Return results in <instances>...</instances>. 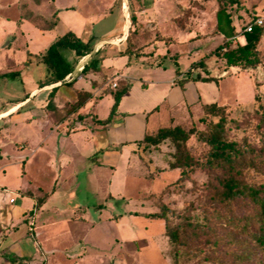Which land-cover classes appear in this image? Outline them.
I'll return each mask as SVG.
<instances>
[{
    "label": "rangeland",
    "instance_id": "1",
    "mask_svg": "<svg viewBox=\"0 0 264 264\" xmlns=\"http://www.w3.org/2000/svg\"><path fill=\"white\" fill-rule=\"evenodd\" d=\"M237 4V6L231 5L226 1L223 3L235 31V39L231 41L232 47L242 43V40L236 38H243L245 25L255 17H264V0H238ZM150 5H154L155 20L151 21L152 12L147 17L141 13L134 15L138 7ZM217 6L215 0H0V44L23 45L16 26L18 16L28 18L38 27L47 21L55 22V28L49 34L53 38L71 31L82 42L92 40V43H95L108 42L114 36L121 35L118 38L121 42H116L122 44L120 53L128 47L130 55L144 57L142 61L146 63L145 65L153 63L154 59L140 53H154L156 47L163 48V45L169 46L172 42L176 45L170 48V54L177 55V67L183 76L186 77L185 73L189 66L201 62L203 66L194 68L191 72L192 76L198 74L207 76L204 74L205 67H210L214 69V75L223 77L215 76V80L220 82L222 93L218 104L226 105L230 119L240 120L244 113H252L258 105L264 107V33L256 46L260 57L258 66L251 69L226 67L222 60L210 54L222 43L221 35L213 34ZM132 15L135 18L134 22L131 21ZM176 17L181 19L180 22L185 23L184 27L188 32L177 28L173 22ZM35 41L37 44L31 46L34 52L41 50L43 43L40 38ZM105 47V52L94 57L98 64L101 61L99 56L106 52L119 55L116 49L108 48L107 45ZM60 54L73 73L76 68L73 53L62 50ZM173 62L169 61L168 57L162 59L158 73L167 77L173 74L176 69ZM121 65L122 62L117 60L105 66L118 68ZM35 67L32 75L34 80H40L42 84L49 83L51 77L46 67L41 62ZM98 67L97 72L100 71V65ZM14 71L12 77L0 81V109L10 107L15 100L22 97L23 89L29 88L27 72L21 68ZM103 74L106 75L104 78ZM110 75L111 71L99 73L96 80L101 83L103 80H108ZM132 75L144 80L152 78L151 74H142L136 68L132 69ZM78 76L81 74L75 76V80ZM126 82L117 81L119 86ZM127 83L128 91L132 83ZM73 88L92 91L91 86L81 78L76 81ZM72 90L74 89L64 86L54 92L41 94V99L52 100L55 95L61 99L64 95L67 100L74 103L76 94L71 93L73 97H68ZM115 91L107 93V97L95 108L99 119L108 117L114 104ZM255 98H258V101H255ZM110 103L112 104L109 108ZM55 108H57L56 116L62 115L63 110L60 106ZM162 113L160 112L159 116ZM192 114V118L184 115L179 118L180 127L187 130L193 126L197 131H203L204 125L199 124L194 117L198 114L203 116L204 110L200 113L193 107ZM160 126L169 128L164 123ZM10 133L14 135L16 142L22 138L18 135L20 132L16 130ZM84 135L80 137L85 145L80 143V140L71 142L68 138L60 141L61 147L72 153L74 158L72 168L75 169L76 178L72 179L74 182L72 181L71 185L67 183L53 188L55 190L53 205L64 212L82 210L83 220L78 224L69 225L55 222L46 228L45 233H42L50 237V243L62 240L52 246L54 255L50 264H79L76 259L78 256H86L87 259L82 264H264L258 248L239 233L223 228L225 227L223 223L222 226L207 230L206 235L191 240L189 245L179 246L174 250L164 234L163 221L147 217L148 214L158 212L159 203L172 211V214L167 215L171 225H176L181 220L190 223L200 222L203 214L210 210V201L204 194L207 175L202 168L190 176L193 184L190 182L174 184L178 178V171L169 168L173 154V146L169 141L163 142L156 148L144 150L134 145L132 153L125 150L120 156L119 152L111 150V145L115 143L109 136L108 128L94 135L93 142L96 144L97 154L90 151V136L86 138ZM230 135L235 140L246 139L250 144H257L255 134L247 128L232 131ZM54 144L55 137L51 135L45 140L44 147L53 150ZM186 145L193 158L199 161L206 150L205 147L194 136L189 138ZM13 149L17 152L15 148ZM22 154L27 156L28 153ZM18 155L10 154V157L17 158ZM42 156L45 155H36L28 166V178L43 181L44 173H41L44 172L45 167H48V158L43 160ZM95 162L114 166L110 169L109 166L98 165L99 169L94 172ZM12 169L13 172L8 171L2 176L5 184L15 188L20 179L14 172L18 174L20 167L15 165ZM39 171H41L40 175H36L35 172ZM252 178L256 184L264 181L257 176ZM166 187H169L168 190L163 192ZM71 222L76 221L72 219ZM63 240L70 243L65 255L72 256L75 260L66 261L59 256L64 246ZM77 244H79L78 248Z\"/></svg>",
    "mask_w": 264,
    "mask_h": 264
},
{
    "label": "crops",
    "instance_id": "2",
    "mask_svg": "<svg viewBox=\"0 0 264 264\" xmlns=\"http://www.w3.org/2000/svg\"><path fill=\"white\" fill-rule=\"evenodd\" d=\"M151 12V21H153L155 20L154 5L138 7L134 15L141 13L147 17L151 15ZM55 24L51 29L42 30L28 18L18 16L16 26L23 45L0 44V81L8 78L7 75L10 73L14 74V70L21 68L29 75L30 83L29 88L25 87L28 90L23 89L21 98L15 100L10 107L0 109V123H2L0 127V264H50L54 255L52 246L57 245L62 240L57 243L51 242V244L50 237L42 233H45L46 228L55 222L69 225L78 224L80 223L79 221L83 220L82 210L64 212L61 208L53 205V200L55 199V190L53 188L60 187L62 184L66 185L67 183L71 185L74 182L72 179L76 178L75 169L72 168L74 162L72 153L70 150L62 148L60 141L68 138L71 142L80 140V143L82 142L85 145L80 136L88 134L84 136L86 138L90 136V151L94 152L93 154H97L95 151L96 144L93 142L94 135L98 131L108 128L109 136L115 143L111 145V150H116L121 156V153L125 150L132 153V148L143 139L144 135H152L161 129V123H164L167 127H174L180 126L179 118L183 115L187 118H192L193 107L201 113L204 107L209 104L215 103L220 106H226L218 104L221 101L222 94L220 82L186 80V77L183 76V73L177 67V55L170 54V48L173 45L175 46V43L171 42L172 44L170 43L169 46L163 45V48L156 47V50L152 47L154 53H140L149 55L151 59H154L153 63L145 65L146 63L142 61L144 57H138V55H129V58L120 56L122 44L116 42H121L118 40L121 35L114 36L108 42L93 43L92 52L79 60L72 57L75 60L76 68L73 73H70L69 79L74 78L78 74H81V76H78L76 80L74 78L71 85L64 84L69 80L63 83L52 84L49 81V83L42 84L40 80H34L35 78L32 75H34L35 66L40 64L39 57L57 37L64 34L55 36V38L49 35L52 29L55 28ZM121 31H123L122 28ZM214 36L218 35L214 34ZM38 38L43 43L41 50L34 52L31 50V46L37 44L35 40H38ZM234 39L235 37L232 41ZM236 39L242 40L241 44H243V38L238 37ZM105 45L109 46L108 48L116 49L119 55L106 52L99 56L101 60L99 72L85 71L81 73L83 66L93 57L105 52ZM166 57L169 58V61H174L173 65L176 66L173 74L168 77L158 73L162 59ZM117 60L122 62L121 67L105 66ZM134 68L141 71L142 74H151V80L133 76L132 69L134 70ZM193 69L189 66L188 71L192 72L194 71ZM106 71H111L108 80H103L101 83L98 82L96 76ZM213 72L214 69L205 67L204 74L207 76H201V74H198V76L215 79L216 75ZM105 76L103 74V78ZM216 77L223 78L221 76ZM80 78L91 86L92 91H80L73 88L76 81ZM118 80L131 82V87L121 98L116 114L113 116L114 118L108 124H99L98 121H103L104 119L97 117L95 108H97L102 99L107 97V93H111L116 89V87L112 88L111 85H118ZM64 86L74 89L70 91L68 97H73L75 94L77 97V92H85L89 94V98L76 110L71 109L75 102L72 103L71 100H67L64 95L61 99L56 95L52 100L41 99V94H48L52 89L56 88L59 90ZM44 96L47 98L46 95ZM111 104H108L109 108ZM59 106L63 111L62 115L57 117V108L55 107ZM160 112L163 113L159 116ZM200 117L198 114L197 117H194V120ZM111 124L112 126H110ZM13 130L21 133H18V135L22 136V138H19L20 141L16 142L14 140V135L10 133ZM51 135L55 137L53 150L44 147L45 140ZM115 147L117 149H114ZM100 151L102 152V150ZM18 152H20L19 155L25 152L28 154L27 156L22 154L19 157ZM10 154L18 155V157H10ZM36 155H45L42 156L44 157L43 160L48 158V167L43 169L44 172H35L36 175L44 173L42 175L43 181L28 178V166ZM15 165L20 167L18 174L14 172L19 175L17 178L20 179V182L16 183L15 188H12L5 184V179L2 175H5L8 171L13 172L12 168ZM98 165H106L110 169L114 166L95 162L93 166L94 172L99 169ZM43 197L45 198L42 199ZM38 201H40L39 204ZM72 219L76 222L72 223ZM23 229L25 230L23 231ZM64 241L62 242L64 246L60 250L59 256H62L66 261L75 260L72 256L65 255L70 243L67 240ZM77 242L79 243V240ZM78 246L79 244L76 247L78 248ZM76 259H78L77 262L79 264H82L87 258L86 256H78Z\"/></svg>",
    "mask_w": 264,
    "mask_h": 264
},
{
    "label": "trees",
    "instance_id": "3",
    "mask_svg": "<svg viewBox=\"0 0 264 264\" xmlns=\"http://www.w3.org/2000/svg\"><path fill=\"white\" fill-rule=\"evenodd\" d=\"M218 3L215 12V27L213 34L222 36V43L210 54L222 60L228 68L251 69L260 64V57L256 46L261 39L264 28H252L250 33H243V44L231 46L235 37L231 17L227 13L223 3L226 1L237 6L238 0H215ZM178 17L173 19L174 24L181 31L188 32L183 22ZM131 21L135 18L132 15ZM55 22H44L40 29L48 30L54 27ZM127 42V39H125ZM94 44L92 40L82 42L74 33L68 31L57 37L39 57L40 62L46 67L52 84L60 83L70 75L72 70L64 62L60 52L69 50L79 60L90 54ZM121 55L129 58L131 54L126 47ZM98 61L93 57L83 66L82 72H97ZM202 67L198 62L191 66ZM176 70V74H177ZM12 77L13 74L7 75ZM71 78L65 85H71ZM186 80L199 82H215L211 77L192 76L186 73ZM128 83L116 84L114 104L110 113L99 124L105 125L111 121L116 107L122 95L127 92ZM56 88L52 89L54 92ZM89 98L85 92H77V98L71 109H78ZM258 101V98H255ZM199 124L204 125L203 131H197L195 127L184 129L180 126L162 128L152 135H144L143 139L136 143L141 150L156 148L165 141L173 146L172 162L169 164L171 170L178 171V178L174 184L190 182V176L202 168L206 175L204 185L205 197L210 201V210L203 214L202 221L190 223L181 220L176 225H171L167 215L172 211L165 205H157L158 212L148 214L149 219L163 221L164 234L176 250L179 246H187L191 240H196L201 235H206L207 230L216 226L230 229L244 236L250 243L254 244L261 255L264 263V181L254 183L252 176L264 180V107L258 105L252 113H244L240 120L230 119L227 107L217 104H209L204 107V114L197 119ZM249 129L257 139V144H250L246 139L235 140L231 132L240 129ZM191 136L205 147V152L200 160H195L189 149L187 141ZM173 186V185H171ZM166 187L163 192L167 191ZM213 225V227H211Z\"/></svg>",
    "mask_w": 264,
    "mask_h": 264
},
{
    "label": "built area",
    "instance_id": "4",
    "mask_svg": "<svg viewBox=\"0 0 264 264\" xmlns=\"http://www.w3.org/2000/svg\"><path fill=\"white\" fill-rule=\"evenodd\" d=\"M264 28V17H255L254 19H252V21H250V23H248L247 25H245L244 29H243V33H250L252 28ZM70 75L67 76L64 80H70ZM112 88H115L116 85L112 84L111 85ZM10 202H12V200H10Z\"/></svg>",
    "mask_w": 264,
    "mask_h": 264
},
{
    "label": "water",
    "instance_id": "5",
    "mask_svg": "<svg viewBox=\"0 0 264 264\" xmlns=\"http://www.w3.org/2000/svg\"><path fill=\"white\" fill-rule=\"evenodd\" d=\"M66 82V80L62 81L61 83Z\"/></svg>",
    "mask_w": 264,
    "mask_h": 264
}]
</instances>
